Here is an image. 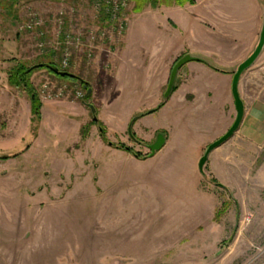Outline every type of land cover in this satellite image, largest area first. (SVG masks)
Segmentation results:
<instances>
[{"label":"rangeland","instance_id":"rangeland-1","mask_svg":"<svg viewBox=\"0 0 264 264\" xmlns=\"http://www.w3.org/2000/svg\"><path fill=\"white\" fill-rule=\"evenodd\" d=\"M112 1L116 0H0V241L33 240L35 230L40 232L46 227V212H57L66 221V243L71 247L55 249V263L62 258L63 264H94L90 235L96 225L95 212L117 210L127 200L134 202L127 205V211L131 209L139 215L146 205L148 209L154 206L152 211L157 212L162 199V205H168L169 210L181 209L184 222L190 221L187 206L196 200L204 212L214 206L215 224L210 214L197 217V264H264V147L256 154H246L248 159L241 158L240 167L233 160L237 152L229 147L230 164L235 168L222 167L218 172L221 176H217L209 172L210 165L206 163L198 190L188 164L193 161L198 138L194 131L177 128L173 137L177 152L162 148L158 155L141 161L150 151L148 148L131 141L127 146L120 138L110 137L98 120L70 134L61 116L66 119L72 110L59 102L82 99L94 104L92 85L59 79L45 68L33 71L29 81L41 105H45L40 120L34 123L29 90L9 83L10 71L19 63L30 67L50 61L76 77L92 75L94 64L105 59L102 56L110 53L125 32L132 11L140 13L147 7L134 11V0H126V8H113L114 16ZM259 2L264 5V0ZM161 5L181 6L174 2ZM161 5L148 7L155 11ZM150 18L153 17L143 15L139 28L147 37L158 40L164 30H154L158 17L153 18V23ZM161 26L166 29L163 23ZM74 36H81L80 42L73 40ZM64 40L70 41L68 48L75 50L68 69L59 63L60 43ZM85 50L93 51V56L90 58ZM262 62L264 51L252 66ZM89 89L91 93L87 94ZM96 125L104 128V134L98 133ZM123 146L141 154L137 162L127 164L116 156L112 149L124 150ZM95 156L102 163L105 158L115 159L112 164L103 163L111 166L103 168L104 180L99 186L94 178ZM202 190L214 197L194 199ZM131 196L149 200L144 204L142 200L133 201ZM163 213L157 212L154 219L159 221ZM78 231L91 233L85 241L91 248L77 247L82 244L77 239ZM39 240L45 238L39 236Z\"/></svg>","mask_w":264,"mask_h":264},{"label":"crops","instance_id":"crops-1","mask_svg":"<svg viewBox=\"0 0 264 264\" xmlns=\"http://www.w3.org/2000/svg\"><path fill=\"white\" fill-rule=\"evenodd\" d=\"M262 11L264 5L259 0H196L194 4L183 6L161 5L155 11L148 6L140 13L132 11L125 32L117 38L110 53L102 56L105 59L94 64L92 75L79 74L85 83L95 88V103H86L82 99L59 102L72 110L73 114H66V119L61 116L72 131L70 134L75 130L79 132L81 126L94 119L87 104L95 107V116L104 124L107 135L144 148L161 134L165 140L161 149L177 152L179 148L174 151L173 145L177 128L183 127L188 133L192 130L198 138L193 161L188 164L192 167L194 185L199 190L203 178L198 169L199 159L209 144L225 134L236 116L232 78L238 65L258 43L264 22ZM146 14L153 18L157 16L158 21L161 19L159 23L150 18L151 23L154 20V30H164L158 40L147 37L139 28L141 17ZM184 55L195 59L179 68L175 90L165 97L172 67ZM252 65L241 74L238 83V93L244 104L240 125L228 141L210 152L206 162L210 165L209 172L217 176L222 167L235 168L230 164L229 147L237 152L233 159L237 167H240L241 158H247L246 154H256L264 147V62ZM95 128L101 132V128ZM149 140V143L143 142ZM108 146L113 147L112 144ZM112 150L127 164L140 158L126 150ZM160 150L154 155L148 152L149 155L140 160H149ZM108 159L105 158L103 163L115 161ZM103 163L95 156L94 178L98 186L104 180L103 168L109 166L110 169L111 166ZM223 183L217 184L224 186ZM206 195L211 194L202 190L194 199ZM131 197L144 204L149 200ZM131 201L122 203L117 210L95 212L96 225L90 235L94 264H197V217L210 214L214 224L213 205L204 212L195 200L185 210L190 221L182 222L181 209L169 210L168 205H162L161 199V210L157 212L164 213L159 214L161 219L156 221L154 214L157 212L152 211L156 209L154 206L148 209L145 205L138 215L131 209L127 211ZM154 202L158 203L157 199ZM46 222L40 232L35 230L33 240L0 241V264H63L62 258H57L55 263L54 250L71 247L66 243L69 238V232L65 231L66 221L57 212L47 211ZM89 234L77 232V239L82 243L77 245L78 248H91L85 244ZM39 236L45 240H39Z\"/></svg>","mask_w":264,"mask_h":264},{"label":"water","instance_id":"water-1","mask_svg":"<svg viewBox=\"0 0 264 264\" xmlns=\"http://www.w3.org/2000/svg\"><path fill=\"white\" fill-rule=\"evenodd\" d=\"M262 51H264V22H262V28H261V31L259 34V40H258L256 47L254 48L253 52L243 62H241L238 65L236 71L233 74L231 92H232V96L234 99V104H235V109H236V117H235L232 125L225 132V134H223L220 138H218L217 140H215L214 142L209 144L207 146V148L205 149L203 155L200 157L199 162H198V169L201 172V174H204V166L207 162V159H208L210 152L213 151L214 149H216L217 147L221 146L223 143H225L234 134V132L238 129V127L240 125V122H241V120L243 118V114H244V104H243L242 100L240 99V96L238 93L239 79H240L241 74L245 70H247L257 60V58L260 56ZM194 59L195 58H193L190 55H184L182 58H180L174 64V66L172 67L171 73H170V77L168 80V84H167L165 93H164L165 97H168L172 92L175 77H176V74H177L179 68L182 65H184L185 63L190 62ZM49 67H50V69H52V71L54 73H57L60 75H67L69 77H76L74 74L69 73V72H65V71H61V70H59V68H57L55 66H49ZM90 93H91V90L89 89L87 94H90ZM87 106L90 108L92 114L94 115L93 116L94 120H97V118L95 116V111H96L95 107L92 104H87ZM164 142H165L164 137L161 134H158L155 142L152 143L151 145H149L150 155H154L155 152L160 150L161 147L163 146Z\"/></svg>","mask_w":264,"mask_h":264},{"label":"trees","instance_id":"trees-1","mask_svg":"<svg viewBox=\"0 0 264 264\" xmlns=\"http://www.w3.org/2000/svg\"><path fill=\"white\" fill-rule=\"evenodd\" d=\"M134 11H139L142 7L144 6H157V5H161V4H171V3H177L181 6L185 5V4H194L196 2V0H134ZM180 59V58H179ZM49 66H56L55 64L51 63L50 61L48 62H43L37 65H33V66H27L24 63H19L17 64L16 68L11 69L10 74H9V83L11 85H13L14 87H20L23 86L26 89L29 90L30 92V101H31V115H32V121L34 123H38V121L40 120L41 117V108L42 105L39 101V98L37 96V94L35 93L29 78L30 75L33 73V71L37 70V69H41V68H45L50 74L58 77L59 79H69L72 82H78L80 84H84L85 82L83 80H81V78L78 77H69L67 75H60L57 73H54L52 71V69H50ZM175 90V85H173L172 91ZM88 95H85V98ZM92 122L97 123V120H94ZM101 128V135L104 134V128L100 125L99 126ZM123 149L129 152H132L136 157H140L141 154L138 152H134L132 151L129 147L127 146H123ZM146 157V156H143ZM3 158H6V156H4Z\"/></svg>","mask_w":264,"mask_h":264},{"label":"built area","instance_id":"built-area-1","mask_svg":"<svg viewBox=\"0 0 264 264\" xmlns=\"http://www.w3.org/2000/svg\"><path fill=\"white\" fill-rule=\"evenodd\" d=\"M108 1V0H107ZM112 6H110L111 7V9H112V12H113V8H114V10H118V9H120L121 7H122V9H124V8H126V0H116V1H114V3H113V1H112ZM119 6H121L120 8H119ZM115 11V12H116ZM113 15L115 16V14H114V12H113ZM92 38L93 37H95V36H91ZM75 39H77V41H79L80 39H81V36L80 37H77V36H74V38H73V40H75ZM63 40V39H62ZM69 40V39H68ZM70 41H71V39H70ZM70 41H65L64 40V42L65 43H63V41H61V43H60V50L62 51V53H61V60L59 61V63H60V65H61V67L62 68H64V69H68L69 67H70V65H71V60H72V56L74 55L73 53H74V51L75 50H72V49H69L68 48V43H70ZM80 42V41H79ZM85 51H89L88 52V56L91 58L92 56H93V51H91V50H85ZM80 52H83V51H80ZM79 96V95H78Z\"/></svg>","mask_w":264,"mask_h":264},{"label":"flooded vegetation","instance_id":"flooded-vegetation-1","mask_svg":"<svg viewBox=\"0 0 264 264\" xmlns=\"http://www.w3.org/2000/svg\"><path fill=\"white\" fill-rule=\"evenodd\" d=\"M78 78H80V77H78ZM82 80V79H81ZM151 145V144H150ZM148 149H149V146H148ZM149 153H150V151H149ZM149 153L147 154V155H145V156H148L149 155Z\"/></svg>","mask_w":264,"mask_h":264}]
</instances>
